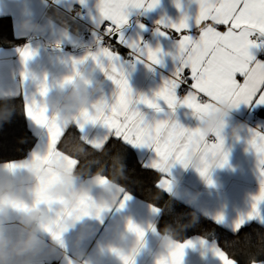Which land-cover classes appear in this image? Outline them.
I'll use <instances>...</instances> for the list:
<instances>
[{"label": "crops", "instance_id": "1", "mask_svg": "<svg viewBox=\"0 0 264 264\" xmlns=\"http://www.w3.org/2000/svg\"><path fill=\"white\" fill-rule=\"evenodd\" d=\"M76 4L86 10L82 18L98 27L93 20L96 15L95 0H0V18H10L15 38L23 41L18 47H0V100L21 98L24 107L27 101L35 100L47 108L49 117L63 126L74 128L81 138L99 139L109 135L103 126L87 125L81 133L73 125L82 110L95 112L93 106L102 100L111 104L116 88L90 58L76 65L74 70L73 58L79 60L90 52L96 53L101 47L97 42V34H93L88 42L83 40L85 24L68 13ZM198 12L196 0H159L153 9L130 10L128 23L121 29L125 39L141 40L152 48L159 46L164 53L162 64L150 68L138 60L131 63L127 50H115L121 54L122 66L134 97L137 94L152 97L163 80L170 77L175 69L169 53H175L176 34L168 30L167 36L160 35L157 22L163 19L166 23H177L187 16V34L197 38L199 26L195 18ZM24 48H30L35 53L26 65L20 56ZM250 51L257 60L264 62V46ZM101 61L107 64L106 59L101 58ZM23 73H27L26 80L22 78ZM69 76L73 77L72 81L61 87L65 77ZM45 77L49 91L46 96H40L39 84ZM78 79L86 89L99 85L90 104L68 115H62L58 106L50 107L48 98H58ZM160 103L164 109L162 113H155L144 105L137 107L149 118L165 119L169 110L162 101ZM225 103L215 104L211 112L217 111ZM254 109L259 117L248 124L244 118H249ZM172 118L186 128L198 129L209 143L216 142L217 134L222 136L227 163L223 167L213 163L210 169L213 184L209 185L197 171V168L203 166L199 146L195 142L188 143L186 148H182L187 167L179 162L174 163L168 176L172 182V191H163L213 222L217 214H222L223 224L215 223L232 232V222L238 215L249 210L252 198L259 192L257 157L250 149L248 140L250 129L264 131V106H231L222 123L224 131H215L210 135H205L201 130L204 119H197L184 106H177ZM26 120L36 138L33 149L23 159L0 162V184L5 181L12 184V194L0 198V208L5 209L0 211V239L6 242L9 249L22 242L29 227L26 218L32 213H38L42 217L38 233L41 242L35 249L12 253L6 264H122V255L135 256V264H156V260L166 256L173 244L188 240L193 241L194 246L185 249L183 264H221L210 247L198 243L201 239L208 246L215 242L203 237L178 241L162 234L157 229L160 208L126 192L109 179L102 183L101 179L105 178L103 176L77 177L74 174L77 161L61 148L51 145L45 132L37 128L27 116ZM233 125H239L242 130L232 135ZM125 145L133 150L145 168L153 170L148 167L155 157L151 149ZM191 155L199 156L200 166L192 165ZM10 163L17 167H8ZM60 186H65V191L55 192L54 189ZM126 194L130 199L118 211ZM154 207L160 211L154 213ZM101 210H105L102 212V222L97 218ZM129 221L145 229L143 247L136 234L129 230ZM51 233L60 234L61 239H55Z\"/></svg>", "mask_w": 264, "mask_h": 264}, {"label": "snow or ice", "instance_id": "2", "mask_svg": "<svg viewBox=\"0 0 264 264\" xmlns=\"http://www.w3.org/2000/svg\"><path fill=\"white\" fill-rule=\"evenodd\" d=\"M196 2L199 5V12L195 18V23L199 26L197 38L187 34L189 29L187 16L177 23L170 21L166 23L163 19L157 22L160 25L157 29L160 35L167 36L168 30H171L177 39L175 53H169L172 55L175 69L170 77L163 80L152 97L143 94L134 97L122 66L121 54L113 48L101 46L96 53L90 52L79 60L72 59L75 70L76 65L90 58L116 88L111 104L102 100L93 106L95 112L82 110L73 125L83 133L87 125L99 124L108 130L109 135L99 139L80 138L81 143L94 152L103 153L111 137L133 147L151 149L155 157L148 167L160 173L157 185L166 192L172 191V182L168 176L173 164L179 162L187 167L182 148H186L188 143L195 142L199 146L203 166L197 168V171L209 185L213 184L210 175L213 163L218 167H223L227 163L223 137L217 134L216 142L205 141L198 129L186 128L172 118L177 106L190 109L192 115L201 121L214 109L215 104L221 102H226L234 108L242 104L253 108L264 106V62L257 60L250 51L264 46V39L260 42L252 39L256 36L264 38V0H196ZM158 3L159 0H95L96 15L93 16V20L105 35L115 36L118 44L126 45L136 60L151 68L153 65L162 64L164 55L162 49L159 46L152 48L141 40H126L121 29L128 23L131 9L150 10ZM177 6L179 7V4ZM97 42L101 43V37H97ZM34 55L30 48L20 51L25 65ZM101 58L107 60L106 65L102 63ZM22 78L26 80L27 73H23ZM72 79L71 76L65 77L60 86L70 83ZM182 86L188 91L180 98L177 90ZM48 91L49 85L45 77L39 84V95L46 96ZM161 101L169 110L165 119L149 118L137 107L144 105L155 113H162L164 109ZM25 114L37 128L45 132L48 142L57 148L69 134L70 128L49 117L47 108L35 100L25 103ZM249 131L248 144L257 157L260 188L252 198L249 210L238 215L232 222L231 231L237 234L252 222L264 226V131L251 129ZM210 157L218 158L210 161ZM7 166L17 167L14 163ZM106 181V177L101 179L102 183ZM129 199L130 196L126 194L117 210L123 209ZM103 211L105 210H101L97 217L101 222ZM152 211L158 213L160 210L154 207ZM215 222L223 224L224 216L217 214ZM128 228L136 234L140 246L143 247L145 229L132 221L128 222ZM49 231L51 232L50 229ZM51 234L55 239H61L60 234ZM198 243L210 247L221 264H242L239 258L230 255L215 243L208 246L203 239ZM193 246L191 240L175 243L166 256L156 260V264H183L185 249ZM245 255L246 260L243 264H264V248ZM120 258L122 264H135V256L122 255Z\"/></svg>", "mask_w": 264, "mask_h": 264}, {"label": "trees", "instance_id": "3", "mask_svg": "<svg viewBox=\"0 0 264 264\" xmlns=\"http://www.w3.org/2000/svg\"><path fill=\"white\" fill-rule=\"evenodd\" d=\"M10 18H0V47H18ZM74 128L60 142L66 154L77 161L74 174L80 178L100 175L121 186L126 192L160 208L157 229L178 241L203 237L215 242L230 255L246 260V255L264 248V227L252 223L232 233L190 206L161 190L160 174L145 168L133 150L121 141L110 139L103 153L94 152L81 143ZM36 138L29 130L21 98L0 100V162L23 159L29 155Z\"/></svg>", "mask_w": 264, "mask_h": 264}, {"label": "clouds", "instance_id": "4", "mask_svg": "<svg viewBox=\"0 0 264 264\" xmlns=\"http://www.w3.org/2000/svg\"><path fill=\"white\" fill-rule=\"evenodd\" d=\"M99 85H95L91 89H86L81 80H77L75 84L65 93H63L58 98L50 97L47 100V103L50 107H59L62 115H68L72 111L78 110L84 106L90 104L92 100L93 93L97 91ZM231 105L225 103L219 107L217 111L209 113L205 118L202 124V131L205 135H210L215 131L223 132L222 123L224 118L228 116L230 112ZM242 129L239 125H233L231 128L232 135L240 132ZM218 158V157H216ZM213 157H210V161H213ZM191 163L194 167L200 166V159L198 155H191ZM57 193H63L65 191V186H60L54 189ZM12 194V184L8 181H5L3 184H0V198L5 195ZM5 209L0 208V211ZM42 221V217L38 213H32L26 218V223L29 225L26 238L19 242L17 245L9 249L6 245V242L3 239H0V264H6L9 256L12 253H24L29 250L35 249L41 242L38 233L40 231L39 225Z\"/></svg>", "mask_w": 264, "mask_h": 264}, {"label": "built area", "instance_id": "5", "mask_svg": "<svg viewBox=\"0 0 264 264\" xmlns=\"http://www.w3.org/2000/svg\"><path fill=\"white\" fill-rule=\"evenodd\" d=\"M68 13L72 17L76 18L77 20L85 24L86 28L82 34V38L84 41L88 42L93 36V34H97L99 37H101V43H100L101 46H107V47L113 48L114 50H127L129 52V61L133 63L136 60L134 54H130V51L128 50V48H126L123 44H118L116 42L115 36L109 37L108 35H105L103 30L100 29L99 27H94L88 22H86L82 18V16L86 13V10L81 5L76 4L72 6V8L68 10ZM252 39L260 42L262 40V37L256 36V37H252ZM187 91L188 89L182 86L180 89L177 90V94L179 97H183L186 95ZM258 117H259V113L257 112V110L254 109L250 112V117L244 118V120L248 124H252L254 119ZM211 141L213 142L214 140H211Z\"/></svg>", "mask_w": 264, "mask_h": 264}]
</instances>
